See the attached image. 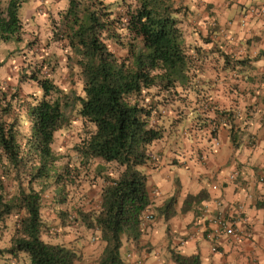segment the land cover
Listing matches in <instances>:
<instances>
[{
  "label": "trees",
  "instance_id": "trees-1",
  "mask_svg": "<svg viewBox=\"0 0 264 264\" xmlns=\"http://www.w3.org/2000/svg\"><path fill=\"white\" fill-rule=\"evenodd\" d=\"M23 1L0 0V42L21 40L19 7ZM114 2L120 12L108 0H66L52 22L56 29H51V36L65 40V58L77 67L78 91L62 88L46 73H39L41 61L22 66L17 77L34 82L38 95H22L18 84L10 88L0 82V231H9L5 244L0 245V264H75L78 254L72 246L43 237L52 227L45 224L41 207L48 189L53 203L63 202L67 182H74L82 167L92 169L101 181L98 201L87 210L77 206L61 221L78 220L95 232L101 246L92 264H128L122 242L136 241L144 211L150 209L147 177L141 166L149 159L151 143L163 135L164 117L172 110L180 114V105L172 96L191 108L187 93H200L195 87L205 61L201 57L215 52L229 62L225 51L212 47L217 43L215 26L207 25L209 38L204 42H212L207 49L185 40L182 21L189 9L187 2ZM110 43L117 44L121 53ZM258 55L264 56V51ZM167 103L171 107L166 108ZM221 114L232 121V110L223 109ZM21 115L28 123L26 132L19 128ZM73 116L80 119L82 133L72 144L70 164L66 159L60 161L62 156L51 144L55 132ZM169 116L170 126L181 119ZM182 129L188 134V127ZM205 196L202 191L186 193L179 210L191 208ZM173 202L169 196L155 210L167 218L174 212ZM168 255L173 264H201L198 252L185 254L172 246Z\"/></svg>",
  "mask_w": 264,
  "mask_h": 264
},
{
  "label": "crops",
  "instance_id": "crops-1",
  "mask_svg": "<svg viewBox=\"0 0 264 264\" xmlns=\"http://www.w3.org/2000/svg\"><path fill=\"white\" fill-rule=\"evenodd\" d=\"M242 2L239 8L230 6L218 12L220 23L232 16L220 26L226 28L227 34L215 36L216 42L221 39L218 46L226 52L229 62L215 52L205 57V67L196 75L195 89L200 93H187L189 106L195 109L174 99L181 104L182 112L173 111L172 115L181 119L174 120L169 135L163 134L151 143L149 154L155 153L157 158L149 157L141 169L146 173L153 215L143 224L136 241L123 240L122 251L128 264H173L168 255L172 246L185 254L198 252L201 264H264V56H255L264 51V0ZM242 57L247 58L244 63L230 62ZM223 109L232 110V121L221 114ZM180 123L188 127V134L181 130ZM212 137L218 140L216 145L211 144ZM232 169L238 175L228 180L226 174ZM212 184L216 187L212 188ZM198 191L206 196L180 211L184 195ZM169 196L174 197V212L164 218L155 207ZM216 199L226 205L243 204L248 219L243 226L250 230L249 238L204 236ZM180 237L186 238L183 244L177 243ZM46 238L61 242L59 236ZM64 244L81 246L77 239ZM100 246L87 251L82 247V264H88L90 259L86 258H92Z\"/></svg>",
  "mask_w": 264,
  "mask_h": 264
},
{
  "label": "rangeland",
  "instance_id": "rangeland-1",
  "mask_svg": "<svg viewBox=\"0 0 264 264\" xmlns=\"http://www.w3.org/2000/svg\"><path fill=\"white\" fill-rule=\"evenodd\" d=\"M108 1L113 2L112 7L115 12L121 11V8L115 5L114 0ZM181 1L187 2L189 7L188 12L185 14V20L182 21V25L184 24L185 26L184 38L188 41L200 43L202 45L201 50L209 47V42H204L206 38H209L207 25L215 26L220 36L224 37L227 34L226 28L220 29V26L221 24L224 26V23L226 24L227 21L232 20V16L227 17L223 23H220L218 12H223L230 6L239 8L243 5L242 0ZM65 5L66 0H24L21 3L19 7V15L22 22L21 40L15 41L9 38L5 42H0V60H2L0 64V82L4 86L11 88V86L18 84L22 95L28 92H34L38 95L40 90L34 82L20 81L17 77L19 68L24 65L29 67L34 65L35 62L41 61L43 66L39 73H46L48 77L55 80L62 88L72 87L77 91L80 89L81 81L77 74V67L76 65L70 66V61L65 58V49L62 46L65 40L63 38L55 39L51 36V33H54L51 29H56V26L52 22L57 20L60 11L63 10ZM117 31H119V34H123V30L117 29ZM28 40L31 42L29 45H26V41ZM219 41L221 39L218 40L216 45L212 44V47H219L218 45H221ZM109 45L117 53H121L122 49L117 44L110 43ZM207 55L201 58L207 57ZM205 62L203 60L200 69L205 67ZM172 99H175V97L172 96ZM168 104L166 108H169L170 105L168 106ZM158 107L162 106L159 104ZM173 111L169 115H172ZM169 115H166V117L170 119ZM168 118L164 117L162 120L164 123L162 125L164 135H169L172 127L169 124L170 120ZM180 124L182 129L184 124ZM19 128L24 132L28 129V123L23 115L20 118ZM81 129L80 119L73 116L67 126H63L55 132L51 146L57 154L62 156L60 161L66 159L70 164L72 163L70 159V156L73 155L72 144L77 141L79 135L82 133ZM109 170L112 173L114 169L112 167ZM100 185L101 181L93 176L92 169L87 168L84 171L82 167L77 172V175L74 176V182H67L65 186L66 198L63 202L58 204L53 203L50 200L49 189L46 190L47 192L44 196L43 206L41 207L42 217L45 224L51 226L52 229L44 231L43 237L46 239V237L53 238L59 236L63 243H70L77 239L81 244L80 247H73L78 253L76 258L77 264H82V261L85 259L81 258V248L84 247V251L94 249L98 245V241L95 239L93 231L85 228L78 220L72 221L67 219L66 221L65 219L61 221V217L67 213L68 215L73 214L77 206L86 210L95 206L98 201L97 192ZM8 223L10 224V221ZM8 232V228L1 229L0 245L5 244ZM97 251L99 249L96 250L92 258H86L87 260L90 259L89 262L86 261L88 264H92L96 260L98 256ZM14 263L10 261L8 264Z\"/></svg>",
  "mask_w": 264,
  "mask_h": 264
},
{
  "label": "built area",
  "instance_id": "built-area-1",
  "mask_svg": "<svg viewBox=\"0 0 264 264\" xmlns=\"http://www.w3.org/2000/svg\"><path fill=\"white\" fill-rule=\"evenodd\" d=\"M252 10V7L249 8V11ZM263 11V9H260ZM212 142L216 145L218 140L216 137H212ZM149 157L152 160H155L156 154L150 153ZM238 175L236 169L230 170L226 174V179L232 180ZM263 176L260 177L262 180ZM212 188L216 187V184L211 185ZM216 209L212 212L207 218V225L204 229V236L206 238H216L220 235H226L233 237L234 239H245L251 236L250 230L244 228V224L247 222V216L243 210V204L241 202H236L233 204H224L222 200H215ZM152 218V211L150 209H146L143 214L142 225L145 221ZM185 237H180L178 239V244H183L185 241ZM211 250H215V246L211 245Z\"/></svg>",
  "mask_w": 264,
  "mask_h": 264
}]
</instances>
